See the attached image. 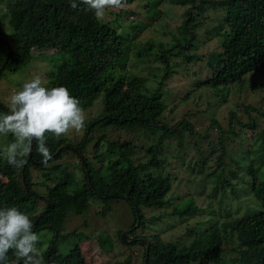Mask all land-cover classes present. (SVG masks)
<instances>
[{"label":"trees","instance_id":"trees-1","mask_svg":"<svg viewBox=\"0 0 264 264\" xmlns=\"http://www.w3.org/2000/svg\"><path fill=\"white\" fill-rule=\"evenodd\" d=\"M135 1L126 0L125 5ZM77 3L78 7L73 9L69 0H0V23L5 20L9 28H0V37L4 39H0V68L10 49V57L0 76L21 69L31 60L33 50L56 49L61 59L46 72L47 87H67L70 94L79 99L84 110L103 97L102 111L86 123L84 135L77 143L55 138L52 142L49 137L47 145L53 155L46 163L42 162L35 142L31 158H27L22 168L12 167L0 156V208L14 206L29 215L35 233L45 230L52 233L49 244L41 240L38 245L44 264H87L79 245L80 234L72 236L74 242L66 251L60 250L57 243L59 238H65L62 231L68 214L83 215L90 207L91 199L105 203L124 201L135 216L132 226L138 223L137 228L142 226L143 208H163L170 204L167 195L172 190V177L169 172H164L163 142L177 137L179 142H183L187 133L193 136L196 150L201 151L198 136H203L186 120L172 125L159 120L166 107L163 85L171 73L170 57L185 63L198 61L202 58L196 53L198 47L214 40L215 48L206 56L209 74L195 86L216 91L242 84L249 75L264 69V0H147L146 10L155 8L159 13L164 11L161 6L165 4L186 6L180 24L170 33L172 40L155 43L158 48L155 57L163 64L164 73L157 78L154 89L146 86L148 78L126 72L129 46L133 39L130 33L135 29L140 32L146 24L141 20L125 18L129 24L126 21L122 24L128 27L129 34L124 36L120 33L121 23L118 29L110 27L109 23L95 19L80 0ZM208 7L218 9L221 17L216 25L205 29V36L201 39L198 28L203 22L198 21L196 16L202 15ZM122 15L120 10L116 16ZM154 42L148 43V52L155 48ZM136 55L140 56L139 51ZM256 85L264 88V78ZM6 111L0 102V114ZM244 111L248 114L256 112L264 117L263 110L251 105H245ZM229 116V131L235 135L231 126L234 113L230 112ZM213 122L220 128L217 120L213 119ZM237 123L249 129L256 128L252 117L249 123ZM98 126L129 132L141 130L146 139L143 148L147 158L136 160L138 141L112 140L104 131L94 137L91 132ZM222 132L225 133L221 129L222 135L217 140L222 149L221 156L216 158L218 170H208L206 175L211 177L218 171L214 178H210L215 184L213 195L221 188L223 196H226L224 184L235 195L234 184L224 176L225 170L221 167L225 156ZM262 133L256 136L247 150V161L231 159L237 170L228 171L230 176L243 180L248 187L246 195H249L252 205L247 213L238 215L224 210L223 221L218 223L214 220L208 227L197 226L193 232L191 230L193 236L189 243L165 242L158 233L135 237L131 244L142 245L145 249L143 264H191L201 261L206 264H264ZM9 138L12 139L11 136ZM202 138L207 140L209 136ZM104 143L105 148L102 149ZM207 145H212V141L208 140ZM88 147L90 156L86 155ZM64 151H70L77 157L80 171L73 169L69 172V165H64L65 173L61 171V164H53ZM214 151L212 148L209 154ZM209 154L203 156L201 153L194 166L199 164L203 167ZM49 163L52 164L48 166ZM31 167L39 170L45 179L41 182L46 186L44 194L34 189ZM48 182L52 184L48 185ZM40 201L44 204L42 210L38 208ZM198 211L193 199H189L180 207L173 206L172 214L183 217ZM137 213L142 215L141 219L137 218ZM227 241L236 254L230 259L225 258L224 245ZM16 261L17 257L10 250L7 264H16Z\"/></svg>","mask_w":264,"mask_h":264},{"label":"rangeland","instance_id":"rangeland-1","mask_svg":"<svg viewBox=\"0 0 264 264\" xmlns=\"http://www.w3.org/2000/svg\"><path fill=\"white\" fill-rule=\"evenodd\" d=\"M147 0H137L128 4L122 11V16H116L120 10H110L106 13L105 21L109 20L110 27L119 28L122 25L120 33L124 36L129 34L128 27L122 23L125 18L142 21L146 24L145 28L138 32L132 30L130 36L133 38L129 46L130 57L127 61L126 72L129 75H138L148 78L146 86L154 89L157 84V78L164 73L163 64L155 57L158 48L155 43L159 40L169 42L172 40L171 31H175L176 26L180 24L183 18V11L186 6L165 4L161 6L164 10L159 13L155 8L146 10ZM4 10L3 7H1ZM220 12L209 8L203 11L202 15H197L196 19L202 21L198 28L199 37L205 36V29L216 25L220 20ZM129 24L128 20L125 22ZM135 24L137 22H134ZM134 24V25H135ZM6 21L0 23V28L6 29ZM7 29L8 26H7ZM155 45L151 52L147 51L148 43ZM215 48L214 40L207 44L199 46L196 50L202 58L198 61L185 63L183 60L170 57L171 73L164 82L163 100L166 107L161 114L160 122L168 125L175 124L180 120H186L193 125L194 130L200 135L209 136L204 140L203 136H198V142L201 151H197L193 136L185 134L183 142L179 138H167L163 142L162 156L165 158L164 172H169L172 177V190L168 193L167 199L170 204L163 208H143V222L140 228L138 223L133 227L135 216L129 206L122 200H111L107 203L99 199H91L90 207L83 215L69 213L63 227L64 237L59 238L58 248L66 251L73 244V235L80 234L79 243L83 257L87 264H143L144 246L131 244L135 237H142L151 234H159L165 242L189 243L193 236L191 232L197 226L204 228L211 225L214 220L223 221L226 210L243 215L251 208V199L246 195L248 187L245 182L239 178L229 175L228 171L236 169L235 163L231 159L247 161V150L250 148L256 136L264 134V117L256 112L248 114L244 111L245 105H251L264 111V88H259L256 84L264 78V69L252 73L242 84L229 86L227 90L216 91L208 87H197L196 82L204 79L208 74L206 65V56ZM139 51L140 56L136 55ZM54 56V58L52 57ZM53 58V59H52ZM61 59V55L56 54V49H49L43 52L32 51L31 60L16 72H5L0 76V102L8 108V100L12 93L19 90L23 83L39 76L42 83L47 87L46 72ZM53 62V64H52ZM256 82V84H253ZM103 97L94 101L93 105L84 110L86 114V123L100 114L103 108ZM230 112L234 113L232 118V127L235 135L229 131ZM255 119L256 128L249 129L237 123H249V118ZM213 119L217 120L220 128ZM221 129L225 131L224 135V164L221 167L225 170L224 176L234 184L233 194L229 186L224 184L226 196H223L222 189L216 191L213 195L214 178L216 172L211 177L206 175L209 170L213 172L218 170L217 156L222 154V149L217 143L221 136ZM85 131V130H84ZM83 133L71 132L60 139H67L72 144L77 143L84 135ZM101 131L106 132L112 140H133L138 141L136 160L147 158L143 146L146 143L144 133L141 130L134 129L129 132L126 130H116L98 126L91 134L96 137ZM51 141L53 136L49 134ZM56 139V138H55ZM211 140L212 145L208 146L207 141ZM9 137L0 138V142H10ZM63 142V144H65ZM144 144V145H143ZM90 146V145H89ZM142 146V147H141ZM105 148V143L102 144ZM67 148V147H66ZM214 149L212 154L209 150ZM201 153L205 156L209 154L205 165L194 166ZM86 155L90 156V147L86 150ZM40 156V154H39ZM52 164H47L48 166ZM53 164H61V171L67 172L64 165H69V172L80 168L77 157L70 151H64L61 158L53 161ZM73 165H75L74 168ZM237 170V169H236ZM80 171V170H78ZM32 181L34 189L40 193L46 192V186L41 185L45 181L41 172L31 167ZM243 176H246L243 173ZM79 177L82 174L79 173ZM51 185V182L47 183ZM193 199L195 206L199 211L194 215L172 214L173 206H182L186 200ZM171 200V201H170ZM39 210L44 208L42 201L39 202ZM225 210V211H224ZM139 216V219H141ZM154 217V219H151ZM137 228V229H136ZM45 244H49L52 239V233L42 231L37 233ZM125 237V238H124ZM127 237V241L125 242ZM122 239V241H121ZM225 258L230 259L236 255L231 250L229 241L225 242ZM191 264H206L204 261ZM212 264V263H209Z\"/></svg>","mask_w":264,"mask_h":264},{"label":"clouds","instance_id":"clouds-1","mask_svg":"<svg viewBox=\"0 0 264 264\" xmlns=\"http://www.w3.org/2000/svg\"><path fill=\"white\" fill-rule=\"evenodd\" d=\"M69 2L71 8L78 7L77 0ZM80 3L98 21H105L110 10L123 11L126 6V0H80ZM4 107L7 111L0 114V138L11 136L12 139L0 142V156L14 168L27 163L33 142L46 163L53 155L47 145L49 134L60 139L71 132L83 133L86 128V114L79 99L65 86L46 87L39 76L23 83L10 95L8 108ZM33 228L25 212L14 206L0 208V264H7L10 250L17 257L16 264H44L38 247L41 237Z\"/></svg>","mask_w":264,"mask_h":264},{"label":"water","instance_id":"water-1","mask_svg":"<svg viewBox=\"0 0 264 264\" xmlns=\"http://www.w3.org/2000/svg\"><path fill=\"white\" fill-rule=\"evenodd\" d=\"M0 39H1V40H4L3 37H0ZM9 57H10V49L8 48V52H7L6 58H5L4 62H3V64L1 65L0 72H1V70L5 67V65H6V63H7L8 59H9ZM31 155H32V152H31V154L29 155V158H31ZM139 216H140L139 213H137V218H138V219H139Z\"/></svg>","mask_w":264,"mask_h":264}]
</instances>
